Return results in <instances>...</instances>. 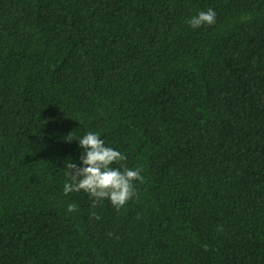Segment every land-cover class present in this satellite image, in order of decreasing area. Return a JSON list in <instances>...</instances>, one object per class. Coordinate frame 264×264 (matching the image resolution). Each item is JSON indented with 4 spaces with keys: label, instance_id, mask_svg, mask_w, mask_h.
Listing matches in <instances>:
<instances>
[{
    "label": "trees",
    "instance_id": "obj_1",
    "mask_svg": "<svg viewBox=\"0 0 264 264\" xmlns=\"http://www.w3.org/2000/svg\"><path fill=\"white\" fill-rule=\"evenodd\" d=\"M88 131L119 210L64 191ZM0 264H264V0H0Z\"/></svg>",
    "mask_w": 264,
    "mask_h": 264
},
{
    "label": "clouds",
    "instance_id": "obj_2",
    "mask_svg": "<svg viewBox=\"0 0 264 264\" xmlns=\"http://www.w3.org/2000/svg\"><path fill=\"white\" fill-rule=\"evenodd\" d=\"M215 18V10L209 8L193 15L187 23L191 28L197 29L203 25L214 24ZM73 138L84 151L79 156L78 162L72 159L66 161V169L70 170L68 173L70 182L64 186L65 193L84 191L93 198L94 205L107 199L119 210L136 195L133 182H143L142 170L123 165L113 167V164H118L126 157L118 149L106 145L98 132L88 131L79 137L67 139ZM75 210L74 204L67 205L68 213H73Z\"/></svg>",
    "mask_w": 264,
    "mask_h": 264
}]
</instances>
